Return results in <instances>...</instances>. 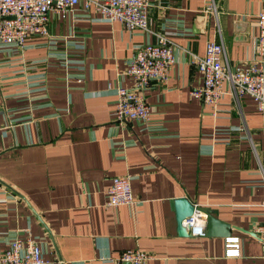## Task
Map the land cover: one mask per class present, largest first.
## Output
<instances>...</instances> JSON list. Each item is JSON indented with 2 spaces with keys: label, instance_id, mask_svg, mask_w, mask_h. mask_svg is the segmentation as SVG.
<instances>
[{
  "label": "crops",
  "instance_id": "0c3cea01",
  "mask_svg": "<svg viewBox=\"0 0 264 264\" xmlns=\"http://www.w3.org/2000/svg\"><path fill=\"white\" fill-rule=\"evenodd\" d=\"M262 1L214 0L215 14L212 0H150L148 29L132 31L78 3L51 11L47 33L23 48L0 43V249L29 234L47 264H114L100 257L125 248L149 252L146 264H264L253 233L264 222V109L226 92L214 111L191 94L202 74L189 56L215 39L230 65L256 61ZM164 30L176 60L166 83L143 89L150 120L116 121L128 60ZM119 174L135 202L109 206ZM178 196L230 223L240 255L224 254L225 236L179 234Z\"/></svg>",
  "mask_w": 264,
  "mask_h": 264
},
{
  "label": "built area",
  "instance_id": "2783aa9c",
  "mask_svg": "<svg viewBox=\"0 0 264 264\" xmlns=\"http://www.w3.org/2000/svg\"><path fill=\"white\" fill-rule=\"evenodd\" d=\"M82 3L84 8H92L104 21H118L130 31L148 29V9L150 0H0V43L25 46L28 35L46 34L47 21L51 11H58L62 16L71 6ZM208 9L218 13L214 0L207 5ZM258 33L255 40L256 61L247 66L230 65L225 60V48L222 41L210 39L205 44L203 55L189 54L190 61L202 74L201 83L191 90V94L210 104L214 111L221 97L232 93L236 98L249 94L258 109H264V0L256 13ZM167 30L157 34L155 41L143 43L128 60L125 72L133 79V85L117 86L115 120H140L147 122L151 118V108L145 100L143 89L152 80L166 83L170 77V68L176 60L175 48ZM55 43V40H50ZM228 86L225 87L224 83ZM214 113V112H213ZM133 196L130 176L119 174L111 178L107 187L109 206L132 204ZM191 236L206 234V213L194 211L182 219ZM257 234L264 257V222L253 228ZM224 254L240 255L238 235L224 237ZM151 257L147 251L138 248L122 249L117 256L100 258L114 264H146ZM0 261L3 264H47L41 245L32 236H14L5 248L0 249Z\"/></svg>",
  "mask_w": 264,
  "mask_h": 264
},
{
  "label": "water",
  "instance_id": "95a60500",
  "mask_svg": "<svg viewBox=\"0 0 264 264\" xmlns=\"http://www.w3.org/2000/svg\"><path fill=\"white\" fill-rule=\"evenodd\" d=\"M177 231L181 235H190L182 224V219L190 215L194 209L206 213V235L227 236L230 234L231 224L213 215V209L208 206L197 205L187 196H178L174 199ZM255 234V232H253Z\"/></svg>",
  "mask_w": 264,
  "mask_h": 264
}]
</instances>
